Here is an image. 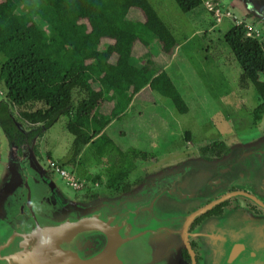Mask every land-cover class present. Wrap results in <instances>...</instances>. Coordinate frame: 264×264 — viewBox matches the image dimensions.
Returning a JSON list of instances; mask_svg holds the SVG:
<instances>
[{
	"label": "trees",
	"instance_id": "obj_1",
	"mask_svg": "<svg viewBox=\"0 0 264 264\" xmlns=\"http://www.w3.org/2000/svg\"><path fill=\"white\" fill-rule=\"evenodd\" d=\"M174 1L184 12L203 2ZM131 8L142 13V21L126 17ZM151 36L168 55L178 45L149 0H0V53L5 56L0 68V84L5 88L0 126L12 136L16 133L4 114L17 107L18 118L30 125L21 128L20 133L29 138L24 144L38 155L44 131L66 115V129L73 136L72 154L66 162L75 167V175L92 185L100 180L99 175L88 174L78 159L85 147H91L96 161L104 158L107 164L106 186L129 189L126 179L138 167L135 159L145 160L150 154L135 148L121 150L104 132L105 127L121 117L145 86L168 97L179 113L188 111L162 66L151 57L142 65L131 58L134 42L148 48ZM224 40L241 68L239 86L251 83L257 92L253 118L258 120L264 112V80L260 78L264 41L247 36L242 25H232ZM32 136L37 142L30 145ZM224 149L223 141L200 147L216 155Z\"/></svg>",
	"mask_w": 264,
	"mask_h": 264
},
{
	"label": "water",
	"instance_id": "obj_2",
	"mask_svg": "<svg viewBox=\"0 0 264 264\" xmlns=\"http://www.w3.org/2000/svg\"><path fill=\"white\" fill-rule=\"evenodd\" d=\"M252 9L260 18L264 9ZM0 178V264H183L189 237L202 264H264V219L247 213L188 226L189 208L243 178L264 183V145L186 160L148 175L121 198L67 197L31 147L10 144Z\"/></svg>",
	"mask_w": 264,
	"mask_h": 264
},
{
	"label": "rangeland",
	"instance_id": "obj_3",
	"mask_svg": "<svg viewBox=\"0 0 264 264\" xmlns=\"http://www.w3.org/2000/svg\"><path fill=\"white\" fill-rule=\"evenodd\" d=\"M213 1H217L224 11H229L236 19L249 21L264 35V17L260 18L251 10L254 2L258 9L263 10L264 0ZM149 2L170 28L178 45L168 55L162 50L158 39L151 36L148 48L138 40L134 42L131 58L134 63L141 65L146 63L148 57L157 66L167 64L164 70L187 103L188 111L179 113L168 97L145 86L134 95L121 117L105 127L104 132L121 150L135 148L150 154L145 160L141 157L135 159L138 167L126 179L130 183L146 174L172 169L196 155L210 158V154L197 153L198 149L214 141L230 143L235 136L245 141L264 128V112L258 120L253 118V109L259 102L257 92L251 83L245 88L239 86L241 68L224 40V33L233 25L232 16L215 21L206 10L204 0L186 12L174 0ZM125 15L129 19L143 20L142 13L136 8H131ZM4 61L5 56L0 53V68ZM260 78L264 80V75ZM0 91V100H3L5 88L1 84ZM10 113L4 115L8 117L9 127L16 133L12 136L0 126V178L4 174V163L12 157L10 141L14 145L29 141L20 132L22 127L29 128L30 125H24L18 118L17 107L10 108ZM66 121L67 116L61 115L39 140L38 155L34 154L46 166V172L67 197L79 202L95 201L100 197H123L125 193L121 186L115 189L106 186L107 164L104 158L103 161H96L91 147H85L83 157L81 155L78 159L86 171L97 172L95 174L100 176L97 185L89 182L86 188L76 190L66 185L57 173L49 170L47 157L57 159L76 174L74 166L66 162L71 157L73 142L72 134L66 129ZM28 132L29 129H26L25 133ZM30 141V145L37 142V137L32 136ZM139 184L132 186L129 191ZM86 193L95 197L87 198Z\"/></svg>",
	"mask_w": 264,
	"mask_h": 264
},
{
	"label": "flooded vegetation",
	"instance_id": "obj_4",
	"mask_svg": "<svg viewBox=\"0 0 264 264\" xmlns=\"http://www.w3.org/2000/svg\"><path fill=\"white\" fill-rule=\"evenodd\" d=\"M223 142L225 143V149L223 152L219 153V155L212 152H203L199 148L197 153L210 154V158L205 159L200 155H196L190 159L214 161L227 157L241 144L249 145L254 148L262 146L264 145V128L255 136L252 135L250 138H246L245 141H240L239 138L235 136L230 143ZM147 175L148 174L144 175L141 179L137 178L136 182L131 183L129 189H122L124 191L123 193L128 192L135 184L141 183ZM202 208H205V210L193 218L188 226V231L190 233L193 232L201 222L212 217H226L233 214L247 213L251 216L264 219V183L254 181L250 178L236 180L222 187L217 193L202 199L197 204L190 207L188 212H196ZM188 242L189 246H182L179 249L183 264H202L204 261L201 251L203 242L192 237H189Z\"/></svg>",
	"mask_w": 264,
	"mask_h": 264
},
{
	"label": "built area",
	"instance_id": "obj_5",
	"mask_svg": "<svg viewBox=\"0 0 264 264\" xmlns=\"http://www.w3.org/2000/svg\"><path fill=\"white\" fill-rule=\"evenodd\" d=\"M204 6L206 10L213 16L215 21H220L223 17H231L232 14L229 11H224L217 1L213 0H204ZM233 18V25H242L245 28V32L247 36L256 37L262 41H264V36L258 31L252 23L246 20H238L235 16ZM1 93V91H0ZM47 167L54 173H57L62 181L70 186L73 189H83L86 188L89 183L87 180L83 178H78L73 171L67 169L66 165L58 161L57 159H53L51 157H47ZM97 185V182L94 183Z\"/></svg>",
	"mask_w": 264,
	"mask_h": 264
},
{
	"label": "crops",
	"instance_id": "obj_6",
	"mask_svg": "<svg viewBox=\"0 0 264 264\" xmlns=\"http://www.w3.org/2000/svg\"><path fill=\"white\" fill-rule=\"evenodd\" d=\"M155 10H156V9H155ZM157 13H158V12H157ZM158 14H159V13H158ZM162 20H163V19H162ZM163 21H164V20H163ZM164 22H165V21H164ZM166 25H167V24H166ZM169 29H170V28H169ZM263 36H264V35H263ZM166 65H167V64H165V65L163 66V68H165ZM74 168H75V167H74ZM87 173H88V174H91V175L94 173L92 176H94V175H98V174H95V173H97V172H92V171H89V170L87 171ZM74 174H75V173H74ZM83 179H85V178H83ZM97 182H98V181H97Z\"/></svg>",
	"mask_w": 264,
	"mask_h": 264
}]
</instances>
